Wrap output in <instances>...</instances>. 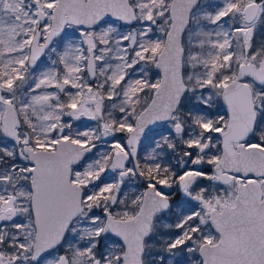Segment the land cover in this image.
Returning <instances> with one entry per match:
<instances>
[{
	"label": "rangeland",
	"instance_id": "obj_1",
	"mask_svg": "<svg viewBox=\"0 0 264 264\" xmlns=\"http://www.w3.org/2000/svg\"><path fill=\"white\" fill-rule=\"evenodd\" d=\"M37 7L42 9H48L47 3L49 0H33ZM131 4L137 3V0H129ZM258 1L259 9L257 16L252 22H246L244 20L243 9L244 7L253 2ZM168 0H143L141 8L144 16L151 11L155 23L152 25L150 31L147 27V23L142 22V17L137 14V19L134 21L135 28L133 25L123 26L118 22H108L92 27H77L67 26L59 37L61 44V52L59 59L55 61L50 53H47L46 58L36 68L29 70L28 76L31 79V88L37 83L44 81L41 87L36 91H30L24 95H16L14 93V87L8 88L7 81L9 80V73H12V60L9 57L6 58L0 64V74L3 77L2 84L5 90V96L11 92L14 96L19 97L20 101L27 104L29 98L32 96H38L41 93H47L53 98L49 100H41L39 105H33L27 108L20 107V103L16 100L15 103L19 113L25 114L28 118H35L37 127L35 135L40 136V132L52 131V125H56V134L52 140H45L43 143L46 147H53V144L57 139L63 137V133L68 134L70 138L75 141H81L83 143H95L97 150L93 156L87 159L77 170L74 171L73 180L82 184L85 188V195L83 204L88 207V210L83 212L80 218L72 226L69 235L64 240L60 250H64L68 253L72 264H91L90 257L92 253L97 256L103 251L109 254L111 264H118L114 257L121 253L122 246L116 239H112L107 235L101 234L100 237L96 236V229L102 228L103 218L101 216L99 221L93 224H89L88 220L91 216L89 209L93 206H99L102 204L103 209L106 211L112 209L114 213H122V206L124 205V187H119L115 183H111L110 180H102L101 177L106 172H114V167H108L106 165V158H108L112 149H120L121 142L120 136L115 134L116 131L123 125L129 126L131 121L137 113L135 108L138 104H132L138 98L146 99L149 97V92L153 88L151 84H156L159 80L157 72L153 68V62L156 58V54L162 47L164 35L168 28L169 15H168ZM228 12L226 19L220 20L216 24H212L211 20L215 19L219 12ZM163 12V15L158 13ZM1 17V16H0ZM36 16L33 17V20ZM164 21H167L166 23ZM150 23V22H148ZM0 25L3 23L0 21ZM243 26L247 31L246 34L234 32L235 28ZM163 28V31L160 29ZM115 29V31H110ZM143 29L148 32V35L144 39L151 40V47H155V44L159 42L160 48L155 55L151 52L149 56L151 59L140 60L135 65H132L133 53L137 51V46L134 45L127 50V54L121 49L119 53L115 52L116 43L118 38H122L124 35L130 34L132 31L137 33V41L140 40V31ZM212 33L210 37L212 40L224 43L225 40L230 42L231 47L225 44L224 48L221 49L218 45L213 44L209 46L207 35H197L198 32ZM84 33V35H81ZM221 33V35H216ZM227 33V36L223 35ZM234 34H238L239 38L234 39ZM251 38V51L245 52V40ZM204 40L205 43L202 47H193V42ZM91 42V43H90ZM71 43L74 47L78 48V51L73 56H80V60L76 61L73 56H63L66 46ZM124 43H130V41H124ZM237 43L241 46L239 50L233 49ZM182 45L184 48L182 57V74L183 80L189 88H193V91H187L181 100L178 111L174 116V122H179L184 125V129L181 133L174 132V126L168 124L170 132L163 131L158 139L160 142L167 140L170 144L174 141L177 144L184 143L185 147H195L197 151V158L202 160V164L210 165L215 162L217 154L214 152L216 137H211L215 129H222L226 123V113L222 110L220 101V92L222 88H217L214 85H205L203 89L200 88L201 84H205L208 79L213 80L214 84L220 80V74L223 73L228 76L225 82H228L234 75L224 72V69L228 70V64L231 65V72L236 73L237 67L241 63H255L258 66L264 62V3L260 0H199L197 5L194 7L190 14L189 24L182 35ZM108 49V50H103ZM229 51L234 53L233 59L227 64L223 59L224 55ZM258 52L256 60L250 59L252 52ZM88 53H92L96 61V78L94 81H89L86 73H84L85 58ZM191 53H200L195 58L194 63L200 65L195 68H189V55ZM212 55H209V54ZM53 61L55 63H53ZM63 65V71L61 70ZM206 65V67H205ZM223 65V67H221ZM80 71H75V69ZM104 69V71H101ZM53 70L55 75L53 77ZM61 71V72H59ZM115 73V75H113ZM193 74V80L187 79L188 74ZM205 73H210L205 75ZM121 75L125 76V81L119 85H114V81ZM200 76L202 79L197 80L196 77ZM111 77L112 79H109ZM14 76L11 75V82H13ZM68 79L69 84H64V80ZM128 81L137 82L144 85L143 91H140V84H134V88L129 90ZM58 83L63 91L59 87H50L51 84ZM13 84V83H12ZM254 89V101L255 107L258 113V121L255 130L254 138L259 143L264 142V104L261 103L264 100V82L261 84L251 83ZM73 85H79V87H73ZM89 86L91 91H89ZM64 92L68 98V104L74 102L77 104L75 111L67 107H58V105L52 104V99L58 98V94ZM210 93V95H209ZM71 94V95H69ZM127 97H132L127 105L123 104L122 101ZM95 96L96 102L91 105H87L84 102L86 96ZM109 96L112 98L109 99ZM197 97L201 99L198 101ZM206 98V99H205ZM132 104V105H131ZM113 105H120L126 109H132L131 115L128 112H121L120 107H113ZM3 105L0 103V114ZM55 108V110H54ZM58 108V110H57ZM122 116L128 118L122 120ZM79 117V118H77ZM64 119H67L66 121ZM94 120L98 121V128L94 125H79L82 120ZM102 119H116L117 126L111 131L103 126ZM74 120V121H73ZM201 120L205 130H210L205 136L195 135L194 128L195 121ZM213 120L214 124L210 126V121ZM23 135L26 133V128H22ZM39 132V133H38ZM166 137V139H165ZM257 143V144H259ZM0 149L9 152L12 150V146L7 144L3 139L0 140ZM202 149V151H201ZM159 154L156 150L149 149L144 151V159L151 161L153 165L159 163ZM177 159H182V163H175L174 170H182L184 173L183 179H177V184L185 182L184 186H188L189 198H192L196 203L195 206L190 208L189 204L179 202L176 207V219L172 220V216L167 215L162 217L157 224V228L152 237L146 242L145 253L143 254L144 264H201L200 256L188 257V250L191 246L197 247L202 241L215 242L218 238L217 234L212 231L210 226L207 225L206 218H202L201 221H190V217L195 216V211L199 208L207 213L210 208H219L223 202L232 201L231 195L233 194L234 185H226L219 188L216 184L215 179L212 178V173L209 170H204V173L193 168L192 160L186 159L181 156H176ZM16 164V163H15ZM14 163H7L1 169L0 173H5L8 176V172L12 169ZM163 167H168L162 165ZM190 166V167H189ZM178 167V168H177ZM105 172V173H104ZM196 174L204 177V181L198 180ZM118 180H123L122 177L116 173ZM3 176V175H0ZM133 180L129 183L135 185L139 178L132 172ZM207 178H209L207 180ZM117 181V180H115ZM16 185V188H12L13 195L8 197V193L5 191V186L11 187L12 184ZM111 186V187H109ZM17 188L19 191H17ZM134 189L133 187H130ZM108 194H107V193ZM0 193H3L7 198V202L4 199H0V220L5 225L3 231H0V255H2L4 264H56L58 260V254L60 250H57L50 254L47 258L39 261L31 260L32 242L34 235V227L32 223L30 213V189L25 180V172L23 165H16V168L12 170L11 176L8 179L0 181ZM91 196V199L86 200V197ZM115 200V203H113ZM94 201V202H93ZM111 203V204H110ZM113 203V204H112ZM186 203V202H185ZM109 205L110 208H109ZM91 206V207H90ZM10 208V213L6 212V209ZM190 209V210H189ZM109 211V210H108ZM16 220L28 221V224L23 227H15ZM85 226L93 229L91 236L85 231ZM204 226V228H202ZM177 228L176 234L168 238L170 230ZM74 230V231H73ZM194 231L197 233L192 234ZM19 233L18 239H13V234ZM31 233L26 239L25 236ZM81 236L84 238L81 239ZM191 236V237H190ZM198 236V237H197ZM202 237V238H200ZM104 239L106 246L104 249L96 248L92 249V252L87 251L88 245L94 240ZM11 241V244L9 243ZM191 241L193 243L191 244ZM189 242V243H188ZM23 243L25 248H21L19 245ZM175 244L173 248L172 245ZM181 247H178V246ZM187 245V247L185 246ZM163 257V260L157 259V257ZM16 257H20L16 259ZM101 264H104L103 260Z\"/></svg>",
	"mask_w": 264,
	"mask_h": 264
},
{
	"label": "water",
	"instance_id": "obj_2",
	"mask_svg": "<svg viewBox=\"0 0 264 264\" xmlns=\"http://www.w3.org/2000/svg\"><path fill=\"white\" fill-rule=\"evenodd\" d=\"M198 1L172 0L169 6V27L154 62L160 87L154 90L148 104L136 116L134 130L129 137L134 147L139 145L150 128L160 127L170 119L185 92L184 87L188 86L182 74V35L189 24L191 11ZM129 5L131 4L128 0H57L49 32L55 35L66 23L89 27L104 20L117 19L123 22L124 19H132L135 10ZM257 7L258 4L254 1L244 7L246 21L254 18ZM169 32L171 39L168 37ZM40 54L41 46H33L29 64L32 65L33 58L39 57ZM157 64L160 66L157 67ZM241 64L245 65L244 75L241 77L238 65L236 76L228 81L229 86L222 90L221 100L228 114V123L227 131L222 134L224 154L214 169L219 173L223 164H230L231 170L242 175L264 177L263 146L244 147L240 143L239 151L236 152L230 144V139L243 141L252 132L256 121L257 112L252 90L243 80L244 76L257 84L264 81V69L253 63ZM87 69L90 78H93L94 58L91 54L88 57ZM86 101L90 102L92 98ZM18 125L16 110L13 106L5 104L2 117L3 134L18 141ZM228 149L231 154L226 153ZM24 150L30 151L26 146ZM90 150L91 146L61 139L55 150L31 151L34 163L31 169V203L35 217L32 257H36L32 258L33 260L40 259L62 240L71 220L80 212L82 188L70 182V167ZM114 159L117 166L122 167L119 157ZM145 210L146 207H143L131 223H124L123 221L127 220L123 219L108 218L104 224L103 232L113 234L123 244L122 254H126L127 264H143V241L149 234L151 223V213H143ZM37 220L39 229L36 227ZM209 223L218 234V239L214 243L204 242L199 246L201 264H264V193L257 179L239 185L234 205H224L221 210L212 209Z\"/></svg>",
	"mask_w": 264,
	"mask_h": 264
},
{
	"label": "flooded vegetation",
	"instance_id": "obj_3",
	"mask_svg": "<svg viewBox=\"0 0 264 264\" xmlns=\"http://www.w3.org/2000/svg\"><path fill=\"white\" fill-rule=\"evenodd\" d=\"M56 2H57V0H55V4H56ZM254 2H257L258 7H257L256 14L251 21L245 20V15H244V11H243L244 20L246 22H252L255 19V17L257 16L258 9H259V3H258V1H254ZM169 6H170V4H169ZM53 8L54 7L48 8V9H42L41 6L37 7L36 3L33 0H0V16H1L0 21L3 23V25H0V64L6 58H8L11 55V57H12L11 69L12 70L18 69L19 74L23 76L22 80H16L15 79L16 73H14L12 71V73H13L12 75L14 76V79L12 82L13 87H14V93L13 94L24 95V94L29 92V89L31 88V82H30L31 79L28 76L29 70L38 67L43 62V60L46 58L47 53H50L51 56L53 57V59H55V61L59 59V54L61 52V44H60L59 37L62 35V33L64 32V30L67 26L88 27V26H84V25H80V24L66 23L64 25V27L52 37L51 44L47 45L46 47H44L42 49V55L40 54L39 59H37V62L35 63V66L30 65L29 64V58H30L33 46L36 48V47H40V45L37 43L34 44V40H33V43L31 45H28V44L23 45V49H24L23 52H21L19 50V45L22 43V41L24 39H27L29 36L36 37L37 35H39V36L43 37V36L47 35V33L43 32L44 22L47 21L48 24L51 25L52 16H53ZM49 14H51V15H49ZM168 15H169V7H168ZM34 16H36V17L33 20ZM37 21H39V23H37ZM105 21H109L111 23L112 22H115V23L118 22L119 24H121L123 26L130 25V24H124L122 21L115 19V20H104V21L97 23V24H94L92 26L103 24V23H105ZM169 23H170V16H169ZM169 23H168V27H169ZM92 26H89V27H92ZM49 29H50V27H49ZM90 54L94 58V76H93V78H90V75H89L88 69H87L88 57ZM24 56H28V60L26 61V66L23 69H19V65L17 63V60L23 59ZM156 56H157V54H156ZM154 62H155V60H154ZM154 62H153V68H154ZM249 63H251V62H249ZM253 64H255V63H253ZM255 65L258 66L257 64H255ZM61 70L63 71V65H62ZM59 72H61V71H59ZM96 72L97 71H96L95 57L92 53H88L86 55V58H85L84 73H86L89 81H94L96 78ZM236 73H237V70H236ZM236 73L233 77L236 76ZM157 74H158V72H157ZM158 76H159V74H158ZM2 80H3V77L0 74V90H2L3 94H5L6 92L3 89L4 87L2 84ZM243 80L250 85L251 90H252L253 100H254V89H253L251 83H254V84H257V83L252 81L247 76H244ZM261 83H258V84H261ZM20 85H23V87H20ZM154 90L155 89H152V91L149 92L148 98H146V99L138 98L135 100V102L132 103V104H138L137 108H135V110L137 111L135 117L133 119H130V121H131L130 125L133 126V128H134L136 116L148 104V102L152 98ZM222 90H223V88H222ZM222 90L220 92V101H221V105L223 108L222 111L224 113H226L227 119H226V123L224 124L223 128L222 129L217 128V129H220L219 131L217 129H215V131L211 135V137H216L214 152L217 154V158H216L215 162L212 164V166H210V165L204 166L202 164V160L200 158L196 157L197 156L196 148L195 147H188V149L184 148L185 147L184 143L177 144V142L174 141L172 144H170L167 140H163V142L160 143V146L157 147L156 142H157V140H159L158 139L159 135L163 131L170 132V128L167 126L169 123L170 124L173 123L175 133H181L183 131L184 125L179 123V122H174L173 119H174L176 112L179 109L181 100L184 97V95L187 93V91H185L183 93L181 100H180V103H179L178 107L176 108V110L172 112L170 119L165 121L163 123V125L160 127L150 128L145 133L143 138L140 140V143L137 147H134L133 145L129 146V137H130L131 132H129L127 130L128 126H125V127L121 126L119 128V130L115 132V134L117 136H120L119 138H120V142H121V148L120 149H112L110 151L108 158H106V160H105L106 165L108 167H110V166L114 167V170H113L114 172H106V173L104 172L105 174L101 177L102 180L99 179V181L110 180L111 183L114 182L115 185H118L121 188L124 187V190L122 193L124 195V198H123L124 199V205L122 206V209H121V210H123V212L122 213H114L112 211V209H108L109 211L108 210L105 211L102 207V204L99 206V208H97L96 205L93 206V208L89 209V211L90 212L97 211V212L101 213V216H104L103 223H102V228H103L104 224L106 223L108 218L128 220L131 217L138 215L139 212L141 211V209L143 207H146V210L143 213H148V211H150L151 223H150L149 234L144 238V241H143V248L144 249L142 252V260H143V254L145 253V249H146V242L155 233V230L158 227L157 224H158L159 220H161L162 217H165V216L170 215V214L172 216V220H175L176 214H177L176 207H177L179 202H183L184 204H189L190 208L196 205L194 200H192V198H189V195H188L189 191L187 193H185L183 191L182 185H185V182H183L182 184L176 183L177 176L183 170V169L182 170L177 169V171L174 170L175 169L174 167L178 166V164L175 163L176 161H178V163L183 162L182 159L176 160V158H175L176 156L179 155V156H181V158L184 157V158L189 159V160H192V158H193V161H194L193 162V166H194L193 168H195L197 170L204 169V170L211 171L212 178L215 179L216 184L219 188H222L223 186L230 185V184L234 185L233 194L231 195L232 201L223 202L219 208L212 207L209 209V211L207 213H204V211L199 208L198 210L195 211V216L189 218V220L192 222L201 221V219L204 217V218H206L207 225L210 226V223H209L210 211L212 209L221 210L224 205H234L235 204V197H236V193H237L239 185L243 184L247 181H252V180L257 179L259 181L261 187H262V193H264V177H255L254 175H249V176L242 175L240 172H236L234 170H231L230 164H223L221 166V169H219V171H220L219 173H217L214 169L215 165L217 164V162L220 160V158L224 154L222 134H224L227 131V123H228V114H227L226 110L224 109L223 104H222V100H221ZM88 98H92V101L87 102L86 100ZM84 102L87 105H91L92 103L96 102V97L91 96V95L86 96L84 99ZM51 103L54 104V107H55V105H58V107H60V106L67 107V105H68L67 95L64 92H60L58 94V98L52 99ZM1 104L3 105V108H2V111L0 114V140L3 139L7 144L11 145L13 148L12 150H8L9 152L0 149V165H2L1 169H3V167L7 163H14V164L16 163L15 165H17V166L23 165L24 172H25V180L27 181V185L30 189L29 205H30V213H31L32 223H33V227H34V235H35L34 215H33V211H32V203H31V196H32L31 181L33 179V173L31 171V169L34 167V163L31 159V156H32L31 151L55 150L58 141L61 139H64V138L60 137L59 139H57L55 141V143L53 144V147L44 146L45 143H43V142L45 140L50 141L55 136V134H56L55 128H53L52 131H46L45 134L43 131H41L40 136L36 137L35 132H37V131L35 129L38 126L36 119L35 118H28L27 116H25V114L19 113L14 102H13V104L15 105L14 109L17 112L18 121H19V125L16 126L18 141H16L14 138L7 137L2 132V117L4 114V110H5V104H3V103H1ZM254 104H255V101H254ZM255 109H256V107H255ZM54 110H55V108H54ZM57 110H58V108H57ZM256 112H257V110H256ZM64 120L66 121L67 119H64ZM99 121L103 122V126H105L110 131L118 125L117 124L118 121L116 119H102ZM257 121H258V113L256 116V121H255V125H254L252 132L249 133L243 141L230 139L231 147L236 152L239 151L238 145L240 143H242L244 147H249L251 145H259V146L264 147V142L257 144L255 142L256 140L253 136V135H255ZM178 124L180 125V127H179L180 131L179 132H177V125ZM213 124H214V122H213V120H211L210 126H212ZM79 125H81V126H83V125H94V126H96V128H98V126H97L98 121L96 122V119H94V120L84 119L79 123ZM194 125L196 127V128H194L195 135L199 134L200 136H205V134L207 132H210V130H205V128L202 126L203 123L201 120L195 121ZM24 127L26 128V133L23 135L22 128H24ZM43 137L45 140H43ZM68 139L72 140L73 142L85 144V146H91V150L88 153H86L76 164H71V167H70V176H69L70 182L73 184L79 185L82 188L81 201H80L81 210L71 220L70 224L68 225V227L64 233L62 240L59 243H57L56 246H54L52 249H50L45 255H43L40 259H37V260L32 259L33 244H34V235H33L32 252H31L32 253L31 254V260L32 261L42 260L44 258H47L53 252L60 250L64 240L69 235V232H70L72 226L80 218L81 214L83 212H85L86 210H88V207H86L83 204L86 188L82 184L73 180V174H74V171L77 170L78 168H80V166L87 159H89L91 156H93L95 154V152L97 150V145L95 143H86V142L83 143L81 141H75V140H73V138H70V137ZM25 146L30 149L29 152L24 150ZM147 149H149L150 151H151V149H153V150L155 149L157 154H159V152H160V156L158 155L159 163H157V161H156V165H153L151 163V161L148 162V160L144 159V157H143L144 151ZM188 153H195V155H189ZM226 153L231 154V151L228 149L226 151ZM116 157H119V159H120L119 162L122 163V167L117 166L116 161L114 159ZM162 165H166L168 167H163ZM129 169H132V170L130 171ZM132 172L139 178L138 182L135 183V185H131L129 183L130 181L133 180ZM116 173H118V175L120 177H122L124 179V181L118 180L119 178L117 175H115ZM174 173H175V175H173ZM0 175L5 176V173L2 172V173H0ZM195 176L200 181L205 180L204 177L199 176V174H196ZM208 179L209 178H207V180ZM57 180H55V181H57ZM115 180H117V181H115ZM159 180H167V184L162 186L158 183ZM148 183L156 184L157 188L156 189L146 188V185ZM109 187H111V186H109ZM130 187H133L134 189H131ZM160 187L164 188V195H157V191L159 190ZM145 192L147 193V196H142L141 194L145 193ZM169 193H170V195H168ZM163 199L165 200V202H162ZM134 201H135V203H133ZM165 205H168V206L164 207ZM110 206L111 205H109V208H110ZM6 212L10 213V208H7ZM125 212L128 213L127 216L125 215ZM105 213L108 214L107 218L105 217ZM202 228H204V226H202ZM210 228H211V226H210ZM212 231L215 232L213 229H212ZM176 232H177V228H173L172 230H170L171 235L168 238L175 235ZM195 233H197V231H194L192 234H195ZM102 234L107 235L110 238L116 239L120 242V240L116 236H114L113 234H111L109 232H106V233L103 232ZM217 236H218V234H217ZM200 238H202V237H200ZM204 242H209V241H202L197 247L191 246V248L186 250V252L190 253V252H193L194 250H196L197 255H199V253H198L199 246ZM192 243H193V241H191V244ZM209 243H214V242H209ZM120 244L122 246V251L120 254H122L124 251V246L121 242H120ZM185 246L187 247V245H185ZM178 247H181V246L179 245ZM65 254L67 255V259L70 261L68 253L65 252L64 250H60L56 264H66L65 260L61 258ZM0 257L2 260V264H4L2 255H0ZM200 259H201V257H200ZM143 264H144V260H143Z\"/></svg>",
	"mask_w": 264,
	"mask_h": 264
},
{
	"label": "snow or ice",
	"instance_id": "obj_4",
	"mask_svg": "<svg viewBox=\"0 0 264 264\" xmlns=\"http://www.w3.org/2000/svg\"><path fill=\"white\" fill-rule=\"evenodd\" d=\"M142 2H143V0H137V3L132 4V5H129L130 8H132V9L135 10L134 11V14L132 16V19H124L123 22L125 24H131V25H133V28H135L134 21H136L137 14H139L142 17V22L147 23V27H148V29L150 31L152 25L155 23V20H154V18L152 16L151 11H149L147 13V15L144 16V14L142 12V8H141V3ZM168 2H169V4H171L172 3V0H168ZM260 2L261 3H264V0H260ZM46 6L49 7V8L54 7L55 6V0H49V2L47 3ZM163 14H164L163 12L158 13V15H163ZM49 15H51V14H49ZM227 16H228V12L221 11L216 16L215 19L211 20V23L212 24H216L220 20L226 19ZM53 19H54V17H53ZM118 19H121V18H118ZM172 20H173V27H174L175 26V24H174L175 16L174 15L172 16ZM108 22L109 21H105V23H108ZM148 22H150V23H148ZM164 22L166 23L167 21H164ZM37 23H39V21H37ZM49 27H50V25L48 24L47 21H45L44 22V27H43V32L44 33H47V35H45L43 37H41L39 35H37L36 37L29 36L27 39H24L22 41V43L19 45V50L21 52H23L24 51L23 45L24 44L31 45L33 43V40H35L36 43L41 46V55H42V49L44 47H46L47 45L51 44L52 37L54 35L53 33L49 32ZM110 31H115V29H110ZM160 31H163V28H161ZM247 31H249V30H246L243 26L234 29V32L242 33V34H246ZM81 35H84V33H81ZM147 35H148V32L147 31H144L143 29H141L139 42L137 41V33H136V31H132L130 34L124 35L122 38H118L115 41V43H116L115 52L116 53H119L121 51V49H123L124 50V53L127 54L128 48L136 45L137 46V51L135 53H133L132 65H135L138 62L136 60V57H139L140 60H148V59H151V57L149 56V53L151 52L152 55H155L156 52L160 48V44H159V42H157L155 44V47H151L152 41L151 40L144 39V37L147 36ZM197 35H207L209 37V39H208L209 46H212L213 44H216V45H218L219 48L223 49L224 46H225V44H228V46L231 47L230 42L227 41V40H225L224 43H220L219 41L212 40L210 38L212 36V33L205 34V33H203V30H201V32H198ZM216 35H221V33H216ZM223 35L227 36V33H223ZM168 37H169V39H171V32L168 33ZM124 41H130V43H124ZM204 43H205L204 40H200L198 42H193L192 43V46L193 47H202L204 45ZM245 44H246L245 52L251 51V38L250 37L246 38ZM103 50H108V49H103ZM77 51H78V48L77 47H74L71 43H69L66 46L65 52L62 54V57L63 56H73V54L75 52H77ZM257 54H258V52H256V51L252 52V55H251L250 59L253 60V61H255ZM199 55H200V53H191L189 55V57H188V59H189V65H188L189 68H195L197 66H200V65L194 63L195 58L198 57ZM209 55H212V54L210 53ZM234 55L235 54L232 53L231 51H229L227 54H225L224 57H223V59L225 61V64H227V62L231 61L233 59V56ZM73 58L76 61H79L81 57L78 56V55H75V56H73ZM11 59H12V57L10 55L9 56V60H11ZM37 59H39V57L33 58V60H32V66H35V63H36ZM27 60H28V56H24L23 59H18L17 60V63L19 65V69L25 68L26 61ZM53 63H55V62L53 61ZM159 66L160 65L157 64V67H159ZM205 67H206V65H205ZM221 67H223V65H221ZM244 67H245L244 64H239V68L241 69V73H240L241 77L244 75V73H243ZM253 67H256V66L253 65ZM259 67L261 69H264V62H262L259 65ZM12 71L14 73H16V75H15V79L16 80H22L23 79V76L19 74V70L18 69H13ZM75 71L78 72V71H80V69L77 68V69H75ZM101 71H104V69H101ZM228 71H229V73L231 75H235V73H232L231 72V65L230 64H228ZM209 74L210 73H205V75H209ZM11 75L12 74L9 73V77L10 78L7 81L8 88H12L13 87V84L11 82ZM54 75H55V72L53 70V77H54ZM113 75H115V73H113ZM109 79H112V78L109 77ZM187 79L189 81H192L193 80V74L192 73H189ZM196 79L197 80H200V79H202V77L197 76ZM227 79H228V76H225L223 73H221L220 74V80L218 82H216L214 84L213 80L208 79L207 81H205V84H201L200 85V88L203 89V87L205 85H210V86L211 85H214L217 88H227L229 86L225 82ZM123 81H125V76L124 75H121L118 79H116L114 81L113 87L115 85L121 84ZM43 83H44V81H41L40 83L35 84L33 86V88L30 89V91H36V90H38ZM69 83H70V81L68 79H65L64 80V84H69ZM134 84H140V82L139 81H137V82L128 81V88H129V90H132L134 88ZM20 87H23V85H20ZM50 87H59L60 90L63 91V88L60 87V85L58 83L51 84ZM73 87H79V85H73ZM150 87L153 88V89H159L160 84H158V83L151 84ZM143 89H144V85L143 84H140V89L139 90L140 91H143ZM88 90L91 91V87L90 86H89V89ZM184 90L185 91H193L194 89L193 88H189L188 86H185L184 87ZM262 91H264V89H262ZM69 95H71V94H69ZM125 95H126V98L122 101V103L125 104V105H127L129 103V101L132 99V97H127V94H125ZM209 95H210V93H209ZM51 98H53L51 95H49L47 93H41L38 96H32V97H30L28 103L27 104H24L22 101H20V98L19 97L14 96L11 92H9L7 96H5L3 94V91L0 90V103L7 104V105H11L13 107H15V105L13 104V101L14 100H16V101H18L20 103V107L27 108V107H30V106H33V105H39V103H40L41 100H49ZM111 98L112 97L109 96V99H111ZM200 99H201L200 97H197V100L198 101ZM261 103L264 104V100H262ZM67 106L70 109H72L73 111H75L76 108H77V104L74 103V102H70ZM113 107H120V111L121 112L127 111L128 112V115H131V113L133 111L130 108L129 109H126L124 107H121L120 105H113ZM77 118H79V117H77ZM127 118H128L127 116H122L121 117L122 120H125ZM262 123H264V121H262ZM52 127L55 128L56 125H52ZM204 127H208V126L207 125H204ZM127 130L129 132H132L134 130L133 129V126L129 125L128 128H127ZM217 130L219 131L220 129H217ZM141 131H143V129H141ZM179 131H180V128H179V125H177V132H179ZM59 134H62L64 139H68L69 138L68 134L63 133L62 130H61V133H59ZM165 139H166V137H165ZM255 142L256 143H259V141H255ZM160 143L161 142L159 140H157V142H156L157 147L160 146ZM131 144H132V140H129V146H131ZM189 147H191V145H189ZM201 151H202V149H201ZM188 154L189 155H195V153H188ZM15 168H16V165H13L12 166V169H10L9 172H8V176H0V181L10 178L11 173H12V170H14ZM129 170L131 171L132 169H129ZM199 171L201 172V174L204 173V169H200ZM173 175H175V173ZM183 177H184V173H181L180 176L177 177V179H183ZM158 183L163 186V185H166L167 184V180H159ZM12 188H16V185L14 183L11 185V187H9L7 185L5 186V191L8 193V197H11L13 195V193L11 191ZM146 188H148V189H156L157 188V185L156 184H153V183H148L146 185ZM182 188H183V191L185 193L188 192V186L182 185ZM17 191H19L18 188H17ZM141 195L142 196H147V193L145 192V193H142ZM157 195H164V188L163 187H160L159 188V190L157 191ZM168 195H170V193ZM91 198L92 197L89 195L88 197H86V200L91 199ZM0 199H4L7 202V198L4 196L3 193H0ZM113 203H115V200H113ZM133 203H135V201ZM167 206L168 205H165V207H167ZM107 215L108 214L105 213V217L106 218H107ZM125 215L127 216L128 213L125 212ZM100 218H101V213L100 212H97V211H93V212H91V216H90V218L88 220V223L89 224L96 223L97 221H99ZM34 219H35V217H34ZM133 220H135V216H133L129 220L123 221V222L124 223H131ZM27 224H28V221L16 220L14 226L17 227V228H19V227H23V226H25ZM4 226L5 225L3 224V221L0 220V231H3V227ZM36 227H37V229H39V227H40L38 220L36 221ZM84 231L89 236H91V233H92L93 229H91L90 227L85 226ZM95 231H96V236L97 237H100L101 234L103 233L104 229L103 228H98ZM30 235H31V233H28L25 236V238L27 239L28 236H30ZM176 235L179 236L180 234L179 233H176ZM18 237H19V233H14L12 238L15 240V239H18ZM83 238L84 237L81 236V239H83ZM9 243L11 244V241ZM19 246L21 248H25V245L23 243H21ZM105 246H106V243H105V240L104 239L94 240L91 244L88 245L87 251L92 252V249H96V248L104 249ZM172 247L174 248L175 247V244H173ZM125 255L126 254H118V255H116L114 257V259L118 262V264H127V260L125 259ZM19 258L20 257H16V259H19ZM32 258L33 259H36V257H32ZM61 258L65 260L66 264H72V262L67 259V255L66 254L63 257H61ZM90 259H91V264H101V261L102 260H103L104 264H111L112 257L109 254H107V253H105V252L102 251L99 256H97L95 253H92V256L90 257ZM157 259L163 260V257L160 256V257H157ZM169 264H171V262H169Z\"/></svg>",
	"mask_w": 264,
	"mask_h": 264
},
{
	"label": "trees",
	"instance_id": "obj_5",
	"mask_svg": "<svg viewBox=\"0 0 264 264\" xmlns=\"http://www.w3.org/2000/svg\"><path fill=\"white\" fill-rule=\"evenodd\" d=\"M233 38H234V39L239 38L238 34H234ZM240 46H241L240 43H237L236 45H235V43H234L233 49H235V50L237 51V50H239V47H240ZM224 72H225V73H228V70H227V69H224ZM196 256H197V252H196V250H194L193 252L188 253V257H196Z\"/></svg>",
	"mask_w": 264,
	"mask_h": 264
}]
</instances>
